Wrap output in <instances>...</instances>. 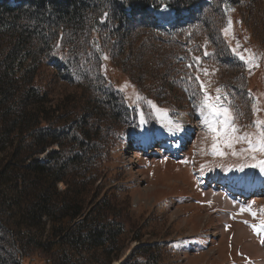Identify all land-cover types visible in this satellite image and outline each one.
I'll use <instances>...</instances> for the list:
<instances>
[{
  "label": "trees",
  "instance_id": "1",
  "mask_svg": "<svg viewBox=\"0 0 264 264\" xmlns=\"http://www.w3.org/2000/svg\"><path fill=\"white\" fill-rule=\"evenodd\" d=\"M239 1L246 2L0 0V264H111L120 257L129 228L110 186L113 155L149 128L146 100L166 120L158 100L178 104L176 91L182 103L201 96L200 75L182 62L191 38L202 57L214 55L232 70L247 64L239 47L261 53L225 34L229 21L232 28L246 22L234 8ZM247 1L244 11L264 21L261 0ZM164 9L173 15L168 23ZM115 70L129 72L132 94ZM241 76L221 82L235 92V120L249 136L264 126V103L249 114L252 98L235 89ZM248 161L257 167L264 150ZM157 247L139 244L121 264H155Z\"/></svg>",
  "mask_w": 264,
  "mask_h": 264
},
{
  "label": "rangeland",
  "instance_id": "2",
  "mask_svg": "<svg viewBox=\"0 0 264 264\" xmlns=\"http://www.w3.org/2000/svg\"><path fill=\"white\" fill-rule=\"evenodd\" d=\"M239 2L234 8L246 22L231 27L227 34L235 40L250 42L261 53L239 47L241 55L246 52L242 57L247 64L244 70L238 66L232 70L222 67L214 55L202 57L195 47V37L191 38L182 62L200 75L202 81L197 85L201 96L195 103L187 104L182 103V93L176 91L177 97H181L178 104L171 97L158 100L167 113L166 120L157 112L156 105L146 100L145 124L149 128L138 129L126 141L123 153L117 151L113 155L111 166L117 180L110 186L115 187V202L125 212L129 230L120 257L111 264H121L139 244L151 243L158 244L155 264H264V242L242 222L227 219V213H221L224 208L238 212L243 209L249 219L264 221V177H260L261 168H252L248 163L260 150L259 135L264 126L250 130L247 136L235 122L234 116L238 117L241 109L240 105L234 107L235 92L221 82H231L235 74H243L234 86L239 93L252 98L250 115L256 113V103H264V21L259 20L257 12L244 11L246 5L250 7L247 0ZM261 2L264 7V0ZM160 16L165 23L172 19L167 9ZM253 18L257 19L255 29L248 27ZM189 33L195 34V26ZM193 57L200 61L201 70L195 67ZM114 75L123 87L128 85L132 94L129 72L115 70ZM206 97L210 98L209 103L229 109L230 123L237 130L234 135L240 137L231 147L224 142V135L217 136L211 131L209 125L215 120L216 128L223 133L224 118L212 113L205 104ZM154 113H158L156 118ZM146 137H153L152 142L146 143ZM213 144L223 155L214 150ZM212 185L219 189L210 190ZM220 186L224 191H219ZM230 196L239 198L238 204L228 203ZM140 234L143 235L140 241L131 239Z\"/></svg>",
  "mask_w": 264,
  "mask_h": 264
},
{
  "label": "snow or ice",
  "instance_id": "3",
  "mask_svg": "<svg viewBox=\"0 0 264 264\" xmlns=\"http://www.w3.org/2000/svg\"><path fill=\"white\" fill-rule=\"evenodd\" d=\"M231 21H229V25H228V28H226L224 31H225V34L228 33L229 29L231 28ZM235 51V49L233 50ZM243 58V57H241ZM251 59L252 57L249 58V62L251 63ZM209 99L208 97H206L205 99V104L207 105L208 108L211 109L212 113L215 114V115H218V116H223V125H224V132L221 133L220 131H218V129L216 128V121L214 120L213 122L210 123V129L211 131L215 132L217 136H220V135H224L225 137V143L228 144L229 147H231L232 143L235 142V141H238L240 139V137H237L235 136L234 134L236 133V128L233 127L230 123L231 121V113L229 111V109L225 108V107H217L215 104H212V103H209ZM219 96L217 97V100H219ZM229 130L230 132L232 133V135H229ZM244 139H248L247 136L244 137ZM249 144H252L253 141L251 140H248ZM259 147L261 150H264V132H261L260 135H259ZM213 148L214 150H216L218 152V154H221L223 155L222 152L219 151V149L216 148V144H213ZM253 151H255V147L252 149ZM243 211V209L241 210ZM253 215H255V213H253ZM254 229H257V225H253L252 226ZM259 228H264V221L261 222V224L259 225Z\"/></svg>",
  "mask_w": 264,
  "mask_h": 264
},
{
  "label": "bare ground",
  "instance_id": "4",
  "mask_svg": "<svg viewBox=\"0 0 264 264\" xmlns=\"http://www.w3.org/2000/svg\"><path fill=\"white\" fill-rule=\"evenodd\" d=\"M217 195H218V193H217ZM240 201V199L238 198V199H236L235 197H233V196H230V197H228V199H227V202L228 203H230V204H234V205H236V204H238V202ZM245 207V206H244ZM233 210V209H232ZM244 210H246V208H244ZM239 211V210H238ZM238 213H240L242 216H245L244 214L245 213H243L242 211L241 212H238ZM246 217V216H245ZM118 264V263H117Z\"/></svg>",
  "mask_w": 264,
  "mask_h": 264
}]
</instances>
